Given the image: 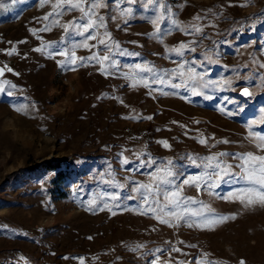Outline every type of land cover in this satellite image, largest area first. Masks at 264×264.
Listing matches in <instances>:
<instances>
[{"label": "rangeland", "instance_id": "obj_1", "mask_svg": "<svg viewBox=\"0 0 264 264\" xmlns=\"http://www.w3.org/2000/svg\"><path fill=\"white\" fill-rule=\"evenodd\" d=\"M55 2L0 0V65L6 69L0 82L16 85L13 95L0 93V264H264V207L243 208L238 201L221 199L242 183L224 182L199 192L183 188V196L202 201L216 214L235 215L214 230L188 227L166 210L153 213L138 198H128L138 197L135 184L147 182L148 174L167 160L173 162L179 184L203 171L188 157L200 164L204 157L226 152L229 156L221 159L238 173L239 161L232 155L257 151L248 137L249 132L264 135V0H164L181 29L195 25L202 32L175 31L163 43L151 35L159 12L146 0H121L119 6L104 0L107 7L98 12L106 26L99 29V38L140 54H116L119 68L105 65L114 73L108 75L94 61L83 67L78 61L70 71L60 64L66 57L48 54L71 50L83 40L66 34L52 17L43 19ZM121 8L132 12L122 16ZM80 15L66 13L60 24ZM45 25L50 30L41 31ZM168 27L165 13L161 33ZM180 42L195 51H185L183 57L170 53ZM99 50L103 55V45ZM75 51L78 57H90L97 49ZM181 60L197 61L196 71L214 83L198 87L201 94L196 95L191 84L188 90L175 89L153 83L150 73H140L147 81L133 78L136 64L173 70ZM188 79L185 72L184 82ZM245 87L250 96L242 94ZM20 106L26 111L17 112ZM254 120L259 123L249 127ZM128 128L141 134L143 143L134 144ZM137 154L157 163L138 167ZM125 158L131 163L122 164ZM51 160L60 162L59 171H32ZM113 193L119 201L107 199ZM93 199L97 203L90 206ZM157 217L178 226L162 224Z\"/></svg>", "mask_w": 264, "mask_h": 264}, {"label": "snow or ice", "instance_id": "obj_2", "mask_svg": "<svg viewBox=\"0 0 264 264\" xmlns=\"http://www.w3.org/2000/svg\"><path fill=\"white\" fill-rule=\"evenodd\" d=\"M45 2H49V0H45ZM115 2L119 6L121 0H115ZM123 2L127 4H135L137 3V0H123ZM148 5L153 6V8L159 12V15L152 20V23L156 26V31L151 34L159 42L163 43L164 38L167 35L173 34L175 31H183L185 35L202 32V29L195 25H192L190 30L188 28L181 29L179 23H177L175 19L171 18L174 14L172 13L171 8L165 5L164 0H146V6ZM104 7H107L104 0H56L53 4L54 11L43 17L46 21L49 20V17H52L53 24L62 27L66 34L71 33L74 36L83 37L82 41L75 42L71 45V50L64 48L48 53L50 56L60 55L67 58L65 61L60 62L61 67L67 66L68 70L75 71L76 68L74 66L77 65L78 61L81 62L79 64L80 67L86 66L87 63L94 61L95 63L100 64V70L108 75L114 73H108L105 65L112 69L119 68L118 62L114 59L116 54L129 56L140 55L136 52H127L120 49L118 43L109 44L105 41V39L99 38V29L106 26V22L105 18L99 14L98 9ZM72 11H79L81 15L78 18H74L72 21L61 25L59 18ZM120 12L122 16H127L131 14L132 9L121 8ZM165 13H167L169 18V27L168 31L161 33L159 21L165 18ZM112 19L115 20L116 17H112ZM195 19L199 20L201 17L197 16ZM48 30H50L49 25H45V27L41 29V31ZM91 40H98V44H89V41ZM100 45H103V55L100 54ZM79 48L88 49L89 51L96 48L97 51L90 57H78L75 50ZM34 50L44 51L45 49L37 48ZM169 51L176 56L183 57L185 55V51L194 52L195 48L190 44L180 42L178 47L172 48ZM196 63L197 61L194 60H181L178 68L173 70L156 69L155 65L142 66L141 64H136L132 75L133 78L147 81L149 77L141 76L140 73H150L153 83L167 84L175 89H179L183 86L185 90H188L189 84H191V91L193 94L200 95L201 93L197 91L198 87H210L214 82L204 81L203 76L197 72L194 67ZM262 67H264V65H262ZM7 71L14 72L11 68H8ZM185 72L189 74L187 83L183 80ZM14 74L19 75L18 73ZM3 76L4 69L0 68V79H2ZM165 77L168 78L167 81L165 80ZM125 78H128V74H125ZM172 80H180V82L171 83ZM145 86L150 85L145 84ZM15 88L16 85L12 84L10 81L2 80V82H0V93L11 96L13 95L12 89ZM155 90L159 91L160 89ZM242 94L250 96L252 93L249 91V88L245 87L242 90ZM206 98L211 99L212 97L209 96ZM15 110L17 112L26 111V106L16 107ZM241 111H243V109H241ZM132 118L134 119L135 117ZM147 119H152V117H147ZM261 119L264 120V117ZM257 123H259V121L254 120L249 127H252ZM248 138L257 151L232 155L234 160L239 161L235 167L239 168L240 172L237 173L233 171L232 169L234 166L228 164L226 160L221 159V157L229 156V153L226 152L204 157L202 163L200 164H197L196 158L188 157L193 165L203 168V171L196 176L185 177L179 184H176L178 173L174 170L173 162L171 160H167L162 165H157L155 171L148 174L149 179L147 182L135 184L133 191L138 194V197L130 196L128 198H138L140 200L141 207L147 205L148 211L155 213L157 209H160L161 211L166 210L167 215L174 217L176 221H182L187 224L188 227L195 226L204 230H214L216 225L226 223L236 217L235 215L225 216L216 214L210 209V206L203 205L202 201L193 197L183 196L182 193L185 186L195 187L199 192L201 189L218 188L220 184L224 182L242 183V187L234 189L228 195L221 197V199L232 202L238 201L243 208H255L257 206L264 207V154H259L264 153V135L249 132ZM222 142L229 143L230 141L224 140ZM160 143H163L166 148L170 147L166 141H161ZM200 143L204 144L206 143V140H200ZM144 155L147 156L148 154ZM136 158L139 161L138 167H152L157 163L154 158L141 159L140 154H137ZM129 163H131V161L127 158L122 160V164ZM135 170L136 169H130V171ZM227 177H230L231 180H226ZM105 182L114 187H123V185L114 184L112 181ZM107 199L111 201H119L120 196L118 193H113L108 195ZM162 201L165 203L161 206ZM96 203L95 199L89 201L90 206L95 205ZM191 204H200L202 207L199 209H192L189 207ZM106 206V204L103 205L100 210H103V207ZM116 206L119 207L118 204ZM205 209H208V211H205ZM142 214H147V212ZM157 218L162 224H167L173 227L178 226L177 224L171 223L168 219ZM174 250L179 251V249ZM177 264H183V262L178 261ZM241 264H244V262L241 261Z\"/></svg>", "mask_w": 264, "mask_h": 264}, {"label": "trees", "instance_id": "obj_3", "mask_svg": "<svg viewBox=\"0 0 264 264\" xmlns=\"http://www.w3.org/2000/svg\"><path fill=\"white\" fill-rule=\"evenodd\" d=\"M60 162L59 161H55V160H51V161H46L43 162L41 164L35 165L32 168V171H59L60 170ZM60 173V172H58Z\"/></svg>", "mask_w": 264, "mask_h": 264}, {"label": "built area", "instance_id": "obj_4", "mask_svg": "<svg viewBox=\"0 0 264 264\" xmlns=\"http://www.w3.org/2000/svg\"><path fill=\"white\" fill-rule=\"evenodd\" d=\"M126 133H128V135L132 137V139L134 140V144H137V143L141 144V143H143V137H141V134L140 135L135 134V133L131 132L129 128H128V132H126ZM142 145H144V144H142Z\"/></svg>", "mask_w": 264, "mask_h": 264}, {"label": "water", "instance_id": "obj_5", "mask_svg": "<svg viewBox=\"0 0 264 264\" xmlns=\"http://www.w3.org/2000/svg\"><path fill=\"white\" fill-rule=\"evenodd\" d=\"M0 68L4 69V74H5L6 73V69L3 66H1V65H0Z\"/></svg>", "mask_w": 264, "mask_h": 264}]
</instances>
